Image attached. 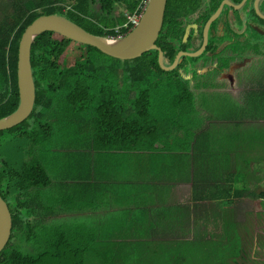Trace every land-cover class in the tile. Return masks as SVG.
<instances>
[{"label": "trees", "instance_id": "obj_1", "mask_svg": "<svg viewBox=\"0 0 264 264\" xmlns=\"http://www.w3.org/2000/svg\"><path fill=\"white\" fill-rule=\"evenodd\" d=\"M14 1L13 13L0 19V119L13 113L18 106V44L25 28L36 18L59 15L92 35L124 37L131 30V27L124 28L126 15L113 16V11L122 4L127 14H132L142 0H34L31 9ZM95 5L100 8L98 14L94 10ZM55 35L43 33L34 39L31 46L30 64L35 87L32 113L18 126L0 131V136L7 135L6 138H0V196L6 202L12 218L10 239L0 253V264H48L52 259L62 261L67 254H75L82 246L75 241L85 238L84 229L57 220L60 205L52 197L55 182L47 154L61 149H57L56 144L54 148L45 149L54 127L59 128V132L65 136L72 133L69 129L77 132L72 133L73 138L66 143L68 148L65 150L81 149L73 143H82L83 135H86L97 146L115 139L118 145L111 142L112 146L104 147L106 151L131 154L135 153V145L139 143V132H148L147 124L136 123L135 113L140 108L149 112L154 99L151 92L158 82L149 83V76L158 77V80L170 79L175 85L178 99L173 102V106H179L193 96L186 81L175 71L160 69L156 51L122 62L93 47L81 45L87 55L98 59L100 63L113 60L133 65L122 71L123 83L119 88L123 91L122 97H116L120 91H109L100 77L102 66L89 64L87 60L74 65L72 73L66 77L55 75L59 57L73 43L59 35L60 40L55 41ZM88 77L93 81L91 90L86 82ZM118 101L120 103L115 105ZM173 112L179 115L181 108L177 107ZM11 143H14L13 150L11 148L7 157H4L6 145ZM25 144V149H31V153L28 158L20 159L18 152ZM257 196L264 203V189ZM245 255L242 245L236 259L245 260ZM72 264L83 262L73 261Z\"/></svg>", "mask_w": 264, "mask_h": 264}, {"label": "crops", "instance_id": "obj_2", "mask_svg": "<svg viewBox=\"0 0 264 264\" xmlns=\"http://www.w3.org/2000/svg\"><path fill=\"white\" fill-rule=\"evenodd\" d=\"M260 54L253 49L251 76L263 71ZM259 79V86L218 93L231 98L228 120L169 126L164 115L137 109L136 123L147 124L148 134L139 132L135 153L106 151L118 142L97 146L86 135L73 143L81 149L49 152L57 220L83 228L85 238L101 244L194 240L211 213H217L212 226H220L221 213L234 212L253 189H264V157L253 154L264 138V71Z\"/></svg>", "mask_w": 264, "mask_h": 264}, {"label": "rangeland", "instance_id": "obj_3", "mask_svg": "<svg viewBox=\"0 0 264 264\" xmlns=\"http://www.w3.org/2000/svg\"><path fill=\"white\" fill-rule=\"evenodd\" d=\"M32 1L34 0H16V3L24 8L31 9L33 7ZM14 3V0H0V19L13 13ZM99 9L98 5L94 6L97 14ZM121 14L126 15L127 11L122 4H119L115 7L113 16ZM259 39L264 41L263 37H259ZM54 40L58 41L60 39L55 35ZM261 51L260 61L264 60V49H261ZM83 60H87L89 64L101 65L102 73L100 77L105 81L109 91L111 93H114L115 90L120 91V93H116V97H122L123 91L119 90L122 87L121 83H123L122 71L129 65H133L113 60H103L100 63L98 59L87 55L84 47L77 43H71L68 49L59 57L55 75L68 76L72 73L74 65L81 63ZM250 64H248V69L251 67ZM263 71H258L257 76L256 74L251 76L248 72L250 81L246 84V81L242 80L235 87L239 89L238 91H244L250 84L254 86L261 85L262 81L259 77ZM158 79L153 75L149 76V83L158 82V86L152 88V99H154L150 103L149 113L153 112L154 117L164 115L168 119L169 126H179L183 120L189 119H194L195 122L202 120L203 123H207L214 118L217 120L219 117L228 120V114H234L230 111L231 104L226 100L230 98L228 95L208 96L209 94L206 92L194 91L196 88L192 86H189V88L195 94L191 96V99L189 101L184 100L179 106H173V102L178 99L176 98L178 91L175 85L172 84L170 79ZM86 82L89 90H91L93 85L91 77H88ZM177 107L181 108L179 115L173 112L177 110ZM193 111H196L197 114H193ZM69 131L77 133L75 130L69 129ZM72 133L70 136H65L59 132V128L54 127L50 135L51 140L49 138V144L46 145L45 149L54 148L56 144L57 149L65 150V148H68L66 143L73 138ZM259 135L263 138L262 134ZM6 137V134L0 136L2 139ZM80 137L82 140L84 135L83 137L80 135ZM13 146L14 143L6 145L4 157H7L6 155L11 151V148L13 150ZM22 147V150L18 152V157L20 159L28 158L31 149H25L27 144ZM255 147L257 149L253 148V154L258 152L264 157V138L259 140ZM262 184H264V180ZM259 190L253 189L254 196H250L245 202L242 201V203L236 205L234 212L221 213L224 216H220L222 220L218 227H213L211 223L212 217L216 216L217 213L209 214L208 217L211 222H205L200 237L194 240L187 238L186 242L181 240L164 244H101L94 240L90 242L87 238H81L80 241H75L77 244H82L75 254H67L62 261L52 259L48 264H72L73 261H82L83 264H264V203L257 196ZM218 204L220 210L224 208L223 204L219 202ZM242 245L246 252L245 260L236 259L238 249H242ZM46 258L50 257L47 256Z\"/></svg>", "mask_w": 264, "mask_h": 264}, {"label": "flooded vegetation", "instance_id": "obj_4", "mask_svg": "<svg viewBox=\"0 0 264 264\" xmlns=\"http://www.w3.org/2000/svg\"><path fill=\"white\" fill-rule=\"evenodd\" d=\"M259 37L264 38V0H167L155 45L163 47L169 67L179 53H196L206 40L200 55L181 56L171 71L195 91L218 94L249 82L252 51L264 48Z\"/></svg>", "mask_w": 264, "mask_h": 264}, {"label": "water", "instance_id": "obj_5", "mask_svg": "<svg viewBox=\"0 0 264 264\" xmlns=\"http://www.w3.org/2000/svg\"><path fill=\"white\" fill-rule=\"evenodd\" d=\"M166 1L149 0L139 24L121 38L92 35L59 15H42L36 18L25 28L18 44L16 77L19 103L13 113L0 119V131L18 126L27 120L33 111L35 87L30 64V51L34 39L43 33H54L73 43L93 47L102 54L122 62L137 59L145 53L156 50L158 65L164 71L173 70L181 56L197 57L200 55L206 45V40L200 51L193 54L179 53L171 66H165L163 53L157 48L155 42L162 28ZM211 21L212 19L207 23L206 29ZM11 230V214L6 202L0 196V253L9 242Z\"/></svg>", "mask_w": 264, "mask_h": 264}, {"label": "built area", "instance_id": "obj_6", "mask_svg": "<svg viewBox=\"0 0 264 264\" xmlns=\"http://www.w3.org/2000/svg\"><path fill=\"white\" fill-rule=\"evenodd\" d=\"M148 1L149 0H142L140 2V4L136 7L135 11L132 14H128L126 16L127 21L124 25V28L131 27V30H132L133 28H135L139 24L144 12H145ZM121 37L122 36H118L117 38H121Z\"/></svg>", "mask_w": 264, "mask_h": 264}]
</instances>
